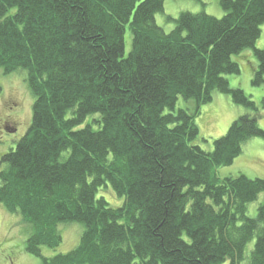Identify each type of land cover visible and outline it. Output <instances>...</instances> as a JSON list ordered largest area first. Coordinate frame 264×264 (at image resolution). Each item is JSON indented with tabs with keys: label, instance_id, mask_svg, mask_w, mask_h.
Returning <instances> with one entry per match:
<instances>
[{
	"label": "trees",
	"instance_id": "obj_1",
	"mask_svg": "<svg viewBox=\"0 0 264 264\" xmlns=\"http://www.w3.org/2000/svg\"><path fill=\"white\" fill-rule=\"evenodd\" d=\"M217 1L220 18L185 10L166 29L165 0H0V75L22 71L32 97L0 152V203L39 264H264V200L249 211L264 179L218 173L264 140L258 105L226 78L250 65L264 83V0ZM214 92L243 112L207 142L195 118ZM74 223L77 244L43 255Z\"/></svg>",
	"mask_w": 264,
	"mask_h": 264
},
{
	"label": "rangeland",
	"instance_id": "obj_2",
	"mask_svg": "<svg viewBox=\"0 0 264 264\" xmlns=\"http://www.w3.org/2000/svg\"><path fill=\"white\" fill-rule=\"evenodd\" d=\"M185 10L194 13L203 11L217 18L223 15L217 0H165L163 12L155 15L156 22L167 29L172 25L168 17L176 18L179 12ZM125 37L127 39L126 51H128L130 47V31L128 27L126 28ZM254 46L255 48L264 46V25L261 27V34ZM246 57L244 62L245 60L253 62L255 59L252 54ZM236 60L241 63L243 59L237 57ZM244 62L243 66L245 65ZM249 66L242 68L239 74L227 75L226 78H228L231 88L240 87L258 105L261 113L258 126L264 130V103L262 102L264 98V83L259 86L251 84ZM26 88L27 85L22 71L0 75V152L10 146H14L19 137L28 128L32 97L30 98V92L28 93V88ZM2 93H4L3 96ZM181 103H184L183 100H180L178 106ZM242 112L243 109L233 104L228 95L214 92L212 101L202 105L200 114L195 118L200 136L205 137V139H208L206 141L209 142V140L224 135L237 114ZM207 142L202 144L208 146ZM218 173L224 175L242 173L249 178L264 179V140L262 138H252L245 142L242 146L241 154L233 160L231 165L219 167ZM97 195H104L107 201L112 204L115 202V196L109 190L106 193L100 190ZM263 200L264 193H261L257 200L249 205V211L251 213L254 212L256 206ZM23 222L19 216L8 213L0 203V264H39V257L24 251L28 230ZM23 226H25V235ZM81 229L82 225L77 223L63 225L61 228L62 241L59 246L55 249L42 247V254L52 256L59 252L69 251L77 244ZM251 247L252 243L247 246V254ZM11 254L12 259H9L8 263L6 259Z\"/></svg>",
	"mask_w": 264,
	"mask_h": 264
},
{
	"label": "crops",
	"instance_id": "obj_3",
	"mask_svg": "<svg viewBox=\"0 0 264 264\" xmlns=\"http://www.w3.org/2000/svg\"><path fill=\"white\" fill-rule=\"evenodd\" d=\"M233 117V116H232ZM226 128V127H225Z\"/></svg>",
	"mask_w": 264,
	"mask_h": 264
}]
</instances>
